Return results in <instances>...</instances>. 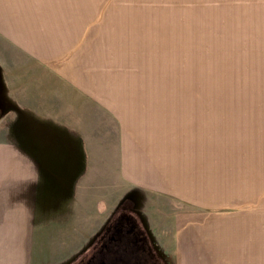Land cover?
<instances>
[{"label": "crops", "instance_id": "obj_1", "mask_svg": "<svg viewBox=\"0 0 264 264\" xmlns=\"http://www.w3.org/2000/svg\"><path fill=\"white\" fill-rule=\"evenodd\" d=\"M5 2L2 15L18 16L12 30L6 17L0 21V264L67 263L102 231L122 184L143 197L151 241L170 264H264L257 208L264 163L252 161L248 145L259 134L249 121L264 118V109L199 102L133 109L122 95L169 88L125 84L142 65L128 51L120 5ZM109 191L117 192L114 206L99 193ZM42 195L45 206H63L40 213ZM169 201L209 213L177 211L169 227ZM239 207L246 209L236 214ZM56 217L62 226L51 224L40 237L39 224ZM150 243L134 253L137 262Z\"/></svg>", "mask_w": 264, "mask_h": 264}, {"label": "rangeland", "instance_id": "obj_2", "mask_svg": "<svg viewBox=\"0 0 264 264\" xmlns=\"http://www.w3.org/2000/svg\"><path fill=\"white\" fill-rule=\"evenodd\" d=\"M5 1L14 8L18 5V0ZM104 4L122 7L120 29L129 31L125 37L128 43L133 44H128L131 46L128 51L142 65L136 70V79L130 78L125 84L137 82V85L143 83L144 87L169 88L167 94L122 95L123 102L132 103L133 109L142 106V103L157 102L247 103L252 106L249 108L264 109V0H104ZM3 13L0 9V21ZM10 15L12 21L17 20V14ZM10 19L6 17L4 23L11 22ZM9 27L10 30L14 28L11 25ZM259 113L264 114V111ZM249 125L259 132L249 137V153L255 152L252 161L262 164L264 118L250 120ZM244 144L245 141L243 149ZM121 187L120 200L113 211L105 214L108 216L102 229L123 210L129 212V204L143 219L148 233L151 235L152 231L155 234L153 228L150 230V220L148 226L145 219V210L150 209L145 208L143 197L139 196V192L129 190L126 185L122 184ZM50 193L47 192L48 195ZM99 193H104L103 197L111 201L110 205L114 206L117 202L116 191ZM257 201L258 205L263 202L257 208L264 215V199ZM45 203V195H42L40 213H52L63 206V200L59 201L57 207L52 204L45 206ZM167 209L169 227L177 211L184 214L209 213L208 210L198 213L187 207L177 208L171 201ZM245 209L235 208L234 212L241 214ZM65 211L70 212V208L63 207L62 216H65ZM62 218L56 217L58 222L39 224V236L48 235L51 224L59 227L61 223L62 226ZM43 241L45 246L49 245L46 237H43ZM91 248L90 242L65 264H77ZM107 249L109 253L106 261L109 263L113 251H117L112 246Z\"/></svg>", "mask_w": 264, "mask_h": 264}, {"label": "flooded vegetation", "instance_id": "obj_3", "mask_svg": "<svg viewBox=\"0 0 264 264\" xmlns=\"http://www.w3.org/2000/svg\"><path fill=\"white\" fill-rule=\"evenodd\" d=\"M130 211L123 210L118 215L114 216L109 223L106 224L98 236L91 241V252H88L84 258L77 264H106L107 255L109 253L107 247H114V257L117 259L116 264H133L130 261V254L142 251L143 244H151L152 249L148 250L145 259L148 264H166L160 249L151 241V235L147 231V227L143 219L135 213L134 208L128 205ZM123 218L120 223L118 220ZM148 241V242H147ZM147 249V247H146ZM134 250H136L134 252ZM146 260L140 261L137 264H146Z\"/></svg>", "mask_w": 264, "mask_h": 264}, {"label": "trees", "instance_id": "obj_4", "mask_svg": "<svg viewBox=\"0 0 264 264\" xmlns=\"http://www.w3.org/2000/svg\"><path fill=\"white\" fill-rule=\"evenodd\" d=\"M47 147H50V146H47ZM46 150H48V148H46ZM76 160V162H77V164H76V166L75 167H77L78 166V160L77 159H75ZM44 163H45V167H47L48 166V163H47V160H44ZM62 178L64 177V175L63 176H61ZM60 177V178H61ZM129 205V204H128ZM132 207V206H131ZM147 229V228H146ZM160 253H162V252H160ZM130 256V261L133 263V264H137L138 262V260H137V257L135 256V255H129ZM161 256H163L164 257V259L166 260V264H170L169 263V261L167 260V256L166 255H164L163 253H162V255Z\"/></svg>", "mask_w": 264, "mask_h": 264}, {"label": "bare ground", "instance_id": "obj_5", "mask_svg": "<svg viewBox=\"0 0 264 264\" xmlns=\"http://www.w3.org/2000/svg\"><path fill=\"white\" fill-rule=\"evenodd\" d=\"M36 15H37V14H36ZM38 15H39V14H38ZM12 22L15 23L16 20H15V21L8 22V24L10 23L11 26H14ZM36 27H37V25H36ZM9 29H11V28L9 27ZM30 35H32V34H30ZM32 36H33V35H32ZM31 38H33V37H31ZM36 38H38V37H36ZM32 40H33V39H32Z\"/></svg>", "mask_w": 264, "mask_h": 264}]
</instances>
